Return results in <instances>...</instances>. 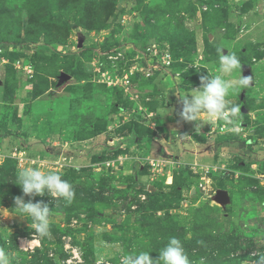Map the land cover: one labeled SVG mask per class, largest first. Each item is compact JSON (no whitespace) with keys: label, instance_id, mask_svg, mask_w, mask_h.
<instances>
[{"label":"rangeland","instance_id":"374dc122","mask_svg":"<svg viewBox=\"0 0 264 264\" xmlns=\"http://www.w3.org/2000/svg\"><path fill=\"white\" fill-rule=\"evenodd\" d=\"M56 1L0 0V240L11 260L38 249L56 264H122L134 243L149 251L167 234L196 237L216 263L247 253L240 264H257L264 0H61V8ZM29 14L45 39H17ZM218 49L240 58L231 79L250 73L251 85L228 97L244 110L239 122L217 120L196 134L176 119L170 130L166 110L179 108V90L218 71ZM171 137L165 149L156 141ZM179 138L205 149L185 151L191 142ZM206 166L217 168L205 174ZM25 167L62 172L75 190L71 204L35 196L52 210L47 238L14 210Z\"/></svg>","mask_w":264,"mask_h":264},{"label":"clouds","instance_id":"9594fccd","mask_svg":"<svg viewBox=\"0 0 264 264\" xmlns=\"http://www.w3.org/2000/svg\"><path fill=\"white\" fill-rule=\"evenodd\" d=\"M218 71L207 76H201L199 87H191L178 94L181 110L179 116L184 121L196 122L194 131L200 134L205 124L219 120L235 126L239 122L241 106L230 104L228 97L233 91L246 88L251 83V77L242 74L235 80L231 74L241 68L240 58L235 52L223 53L218 49ZM168 113V112H167ZM166 113V114H167ZM207 118L204 119L203 117ZM15 184L19 185L22 195L14 197V210L19 217L31 220V226L41 238L51 235L52 210L43 201H35V196H50L54 201L62 199L71 204L75 198L73 185L63 178L62 172L43 171L38 167H25L20 170ZM25 197H30L25 200ZM151 251L141 250L127 254L122 264H191L182 241L171 236L164 247L159 250V256L153 257ZM257 264H264V254H257ZM0 264H11V256L0 247Z\"/></svg>","mask_w":264,"mask_h":264},{"label":"trees","instance_id":"16d2710c","mask_svg":"<svg viewBox=\"0 0 264 264\" xmlns=\"http://www.w3.org/2000/svg\"><path fill=\"white\" fill-rule=\"evenodd\" d=\"M57 4L60 5V8L65 7L63 1H62L63 6H61V0H57L56 5ZM89 23H90V25L91 24H97L93 20ZM84 25H88V24L85 23ZM35 26H36V18L32 17V14H29L27 25H26V27H24L22 29V32H21L22 37H20V35H19V32L21 31V29L19 28L18 31H16L15 35H16L17 39H20V40L25 41V42H33L40 35V33L44 34L43 37L45 39L46 34L44 33V31L39 30V28L34 30ZM61 38H63V37L55 38L56 39L55 41L60 43V42H62ZM0 41H1V39H0ZM240 112H244V110L240 109ZM1 170H2V167H0V171ZM7 173L13 174V172L11 170H8V172H6V174L3 176L4 178L7 176ZM169 237L170 236H168L167 234H161V235H159L158 241L154 240L153 249H151L153 257L159 256V250H161L164 247V245L166 244L167 239ZM195 238L196 237H194V236L191 238H188V239L179 238L182 241L186 251L192 252L190 259H192V262H195V264H198V263L199 264H240L242 261L247 259L246 255H248V254L246 253V254H240L238 256H231L228 259H226L224 263L223 262L222 263H216L217 257H214V258L211 257L213 254L211 256H207L206 254H204V253L202 254L200 252V250L203 249V246L197 240H195ZM4 241L5 240H0V247H4ZM13 242H14L13 245L15 246L16 245L15 240H13ZM130 249L133 252L145 250L144 244H140L137 242L134 243L130 247ZM151 250H149V251H151ZM11 264H56V262H54L50 258H47L46 254H44L42 251L35 249V251L32 254H29V257L24 255L19 260H16L13 258L11 260Z\"/></svg>","mask_w":264,"mask_h":264},{"label":"crops","instance_id":"0c3cea01","mask_svg":"<svg viewBox=\"0 0 264 264\" xmlns=\"http://www.w3.org/2000/svg\"><path fill=\"white\" fill-rule=\"evenodd\" d=\"M187 90H189V89H187ZM187 90H179L178 92H180V93H184L185 91H187ZM176 95V94H175ZM180 110H181V104H180V106H179V108L177 107V109L175 110V111H173L170 115H169V112L167 113V110H166V113H167V115H166V117L168 118L167 120H168V128L171 130L172 128H174V126H175V124H176V119H178V121H177V124H178V126H180L182 129H188V130H192L194 127H195V124H196V122H194L193 124H192V122L189 124V121H184L180 116H179V112H180ZM165 113V114H166ZM204 119H206L207 117L206 116H204L203 117ZM191 125V126H189V125ZM203 130V129H202ZM172 138L173 137H171L170 139H164V142L165 143H163V142H161V139H159L158 138V140H156L157 142H158V144H160L161 145V147H163L164 149H165V147H166V145L167 144H169V143H171V141H172ZM179 141L180 142H183V141H189V142H191L190 144V149H186L185 151H189V152H192L191 150H196V152H198V151H202V150H204L205 148H200V145H197L198 143L197 142H199V143H201L200 141H197V140H187V139H181V138H179ZM153 145H155V144H152V148H151V154H153L154 152H155V147H153ZM159 145V146H160ZM200 148V149H199ZM163 151V153H167L166 152V150H162ZM208 151H209V149H208ZM158 152H160V151H158ZM155 154H159V153H157V152H155ZM140 177H141V175H140Z\"/></svg>","mask_w":264,"mask_h":264},{"label":"water","instance_id":"95a60500","mask_svg":"<svg viewBox=\"0 0 264 264\" xmlns=\"http://www.w3.org/2000/svg\"><path fill=\"white\" fill-rule=\"evenodd\" d=\"M243 76H249L250 77V73H249V70L247 68H245L243 70ZM67 78V75L65 74H62L60 77H59V81H63L64 79ZM252 83V82H251ZM250 83V85H251ZM216 198L218 199L219 203L221 205L225 204L227 201H228V196H227V192L223 189H220L217 191V194H216Z\"/></svg>","mask_w":264,"mask_h":264},{"label":"built area","instance_id":"2783aa9c","mask_svg":"<svg viewBox=\"0 0 264 264\" xmlns=\"http://www.w3.org/2000/svg\"><path fill=\"white\" fill-rule=\"evenodd\" d=\"M202 6L205 7L204 4H203ZM170 61H171V58H170L169 53H168V52H164V53L161 55V60H160V62L162 63L163 66H165V67L167 68V67H170ZM125 83H128V82H125ZM150 164H151L152 166H154L155 163H154L152 160H150ZM216 168H217V166H216V167H215V166H206V167L203 169V172H204L205 174H207V173L209 172L210 169H216Z\"/></svg>","mask_w":264,"mask_h":264}]
</instances>
